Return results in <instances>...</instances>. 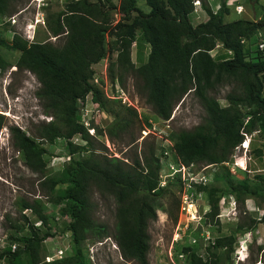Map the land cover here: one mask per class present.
<instances>
[{"label": "trees", "instance_id": "1", "mask_svg": "<svg viewBox=\"0 0 264 264\" xmlns=\"http://www.w3.org/2000/svg\"><path fill=\"white\" fill-rule=\"evenodd\" d=\"M260 1L256 0L260 10L256 19L226 20L233 8L228 0H220L217 10L202 0L208 18L194 24V0H146L149 11L143 10L138 0H120L119 4L114 0H66L63 9L46 16L48 32L57 38L63 36L62 44L51 39L30 40L18 32L9 41L0 33V46L20 53L13 65L37 76L43 113L52 117L40 123L36 136L16 125L10 127L14 145L26 165L40 176L46 200H21L22 210L29 209L32 216L22 213L11 223L10 244L18 246L0 251L3 264H92L86 241L110 236L124 259L151 264L149 224L157 219L160 200L171 185L183 183L177 174L162 185L163 164L153 149L131 163L103 154L98 136L104 129L91 121L95 129L92 135L82 121L81 105L89 95L97 108L113 116L106 128L111 137H121V132L134 124L132 116H138L136 108L109 98L94 81L95 77L102 79V70L99 72L95 65L110 57V52L116 54L108 66L111 81L125 86V78L131 75L139 94L159 117L169 119L176 104L190 92L200 99L206 118L193 129L173 132L172 149L176 162L219 165L212 182L197 185V192L205 194L211 207L205 223L217 227H211L213 239L208 245L198 241L177 244V252L185 255L186 264H234L238 236L264 222V214L257 219L243 210L244 217L226 233L216 218L223 196L234 195L240 203L264 197V173L240 179L225 165L244 140L243 132L258 131L263 146L255 147L252 138V152L258 158L264 156V50L260 41L256 48L249 44L264 33V5ZM13 2L0 0V18L15 12ZM115 11L119 13L116 21ZM138 41L150 46L146 61L139 65L132 58L133 44ZM219 44L223 51L219 49L214 56L212 52ZM7 65L0 53L1 68ZM226 83L235 87L226 96L228 103L222 104L213 92ZM3 118L0 115V126ZM59 138L66 142L69 159L50 171L48 145ZM92 190L116 201L113 233L95 218ZM47 203L58 206L60 216L67 217L63 232L68 230L72 241L70 251L52 262L43 259L44 242L56 234L58 222ZM37 221L41 224H35Z\"/></svg>", "mask_w": 264, "mask_h": 264}, {"label": "rangeland", "instance_id": "2", "mask_svg": "<svg viewBox=\"0 0 264 264\" xmlns=\"http://www.w3.org/2000/svg\"><path fill=\"white\" fill-rule=\"evenodd\" d=\"M119 4L120 0H114ZM264 5V0L260 1ZM66 0H14L15 12L11 16L0 18V33L11 41L14 33H20L24 38L33 40L51 39L54 43L60 45L63 43L64 37H54L48 32L46 27L47 14H54L65 7ZM139 6L149 11V6L146 0H138ZM198 3V2H197ZM208 5L212 9L217 10L220 5V0H207ZM243 6L242 13L238 14L235 10H231L230 15L226 20L237 18L256 19L259 14V5L256 0H240ZM197 11L191 15L194 24L204 21L208 18L203 6L196 7ZM115 21L119 18V13L114 12ZM257 41L264 42V33L255 37L249 44L254 48L258 46ZM218 47V46H217ZM220 51H223L220 45ZM150 52V46L141 41L135 42L132 47L133 61L139 65L146 61ZM0 53L9 63L6 69L0 66V115H3L4 124L0 126V251L7 247L13 249V246H18V243L10 244L9 236L12 233L11 223L18 221L21 214L25 213L31 215L29 209L22 210L20 202L22 199L32 200L36 197H46L41 192L40 176L33 172L25 163L22 153L14 145L10 127L16 125L22 130H25L32 136L38 133L39 125L42 121H49L52 119L43 113V106L37 96V90L40 87V82L37 76L29 70H18L16 65H13L20 53L18 51H10L0 46ZM217 51H213L215 56ZM110 57L102 60L96 64V69L100 72L104 66L110 62L116 54L110 52ZM111 81V79H109ZM112 82V81H111ZM120 83V82H119ZM117 84V83H116ZM122 85V83H120ZM119 84V85H120ZM124 86V85H122ZM125 89L127 90L131 105L136 108L138 116H132L135 120L126 131L121 132V137H111L106 128L112 123L113 116L104 110L97 108V104L93 102L91 95L88 96L85 103L81 106L82 121L86 125L94 124L104 129V133L98 138L101 143V152L108 157H119L127 162H133L135 157L144 158L145 153L150 150L156 151V155L161 157L163 168L161 171L162 184L167 183V176L171 172V165L177 164L175 154L172 149L173 140L171 134L179 132L183 129H193L204 121L207 113L201 104V101L193 92L186 94L183 99L176 104L173 113L169 119H163L157 115L152 106L147 103L136 87L135 79L130 75L125 78ZM234 84L226 83L218 87L213 92L222 104H227V94L233 89ZM110 91V88H109ZM122 103V102H121ZM123 104V103H122ZM125 105V104H124ZM128 106V105H126ZM94 129L90 130L93 134ZM257 134H254L253 141L255 147H261L262 139ZM75 142H80L79 138H74ZM135 141V142H134ZM134 142V143H133ZM65 140L57 139L53 145H48L49 161L48 169L55 171L59 169L65 161L69 159L65 148ZM102 144V145H101ZM165 149V154L162 150ZM240 159L244 161V166L248 168L243 170L237 168V173H233L236 178H244L245 175L254 178L260 172L264 173V156L262 158L256 157L252 152V146L246 153L241 152ZM233 160V157H232ZM207 163H196L195 173L200 174L203 165ZM214 173L215 169H208ZM212 178V175H209ZM173 181V180H172ZM212 181V180H211ZM183 184H172L170 190L161 198L162 206L158 209L157 219L149 224V233L151 235V248L149 251V260L151 264H171L174 260L177 264H186V258L181 257L177 252V244H192L193 238L198 239V243L204 246L209 239L201 236V232L195 227L188 230L182 239L176 244L173 241L176 225L180 217L185 221V214L181 213L183 200ZM92 201L95 203V218L108 225L110 233L115 231L116 224V201L114 197L102 196L99 192L92 190ZM229 200V196H227ZM227 204H229L227 202ZM227 204L220 203V210L226 208ZM48 211L54 216L56 227L54 236L48 237L44 242L43 259L46 254H53L60 247H69L72 244L70 232L65 230L66 218L60 216L58 206L47 203ZM198 206L200 214L210 211L211 207L208 205L205 194L202 193L200 199L197 200L195 208H191L196 212ZM238 210L236 214L225 211V215L219 218L221 221V228L223 232L230 233L241 218L247 215L255 216L257 219L264 214V197L248 198L244 203L238 202ZM227 209V208H226ZM245 210V211H243ZM57 216L60 217L57 220ZM33 218V217H31ZM37 221L35 224H39ZM186 222V221H185ZM202 226H199L203 232L208 233L210 239L211 223L206 225L205 218L201 221ZM195 224V222L191 223ZM217 227V226H215ZM213 227V228H215ZM198 228V227H197ZM89 254L92 256V264H136L134 261L126 260L121 254V250L113 237H105L101 240L88 239L86 241ZM70 248L67 252H69ZM171 250V251H170ZM171 252V253H170ZM204 249L202 250V253ZM245 252L241 253L244 257ZM234 257V254H233ZM4 260H0L3 264ZM240 264H264V222L260 223L253 236V244L251 246V254L245 261H240Z\"/></svg>", "mask_w": 264, "mask_h": 264}, {"label": "built area", "instance_id": "3", "mask_svg": "<svg viewBox=\"0 0 264 264\" xmlns=\"http://www.w3.org/2000/svg\"><path fill=\"white\" fill-rule=\"evenodd\" d=\"M195 2H200V0H195ZM228 4L229 5H233L235 6V10L238 13H241L243 11V6L242 4H237V0H228ZM197 11V9H195ZM260 48L261 50H264V42H260ZM219 47H217L216 49H214L213 51H219L218 49ZM216 53V54H217ZM228 53L231 55L232 51L229 50ZM102 72V79L100 80L99 77H95L94 81L96 83H100L99 85L103 88V90L105 91L106 95L109 98H113V99H118L120 100L123 104L125 105H131L127 90L125 89L124 86H122L119 82L113 83L111 82L109 79V75H108V64H106V66H104ZM103 81V82H101ZM120 84V85H119ZM110 88V91H109ZM258 131H254L252 133H247V132H243L245 134V139L243 140V142L241 144H239L238 146H236L234 154L232 155L233 160L230 162H225V165L227 167H229L230 172L233 173H237V168H242L243 170H246L248 168V166L246 168H244V166H240V164H238V161L240 159L239 155H241V152L246 153L247 156V152L249 151L250 147H251V139L254 136V134H256ZM195 166L196 163H190V164H185L183 162H178L176 165L173 164L171 165V172L170 174H168L167 177H170L172 179H175V175L179 174L183 183V204L181 207V213L185 214V221L180 217L177 225H176V229H175V233H174V238L173 241L174 243H178L180 240L182 239L183 236H186L188 230H192L194 227L196 229H199V226H202L203 223H201V221L203 220V218L206 219V212H204L205 214L202 217V214H200L199 212V208L198 206L196 207V212L192 211L191 208H195L196 204H197V200L201 198L202 196V192H197V185L199 184H208L211 182V180L213 178H210L209 175H214L215 171H217L219 169V165L216 163H207L205 166L203 165V169H201V173H195ZM210 170V169H215L214 173H210V171L205 172L206 170ZM164 185V184H162ZM235 198L233 196H231V200L229 201V205L227 204V198L223 197L221 202L223 204H227L226 208L221 209L220 213L216 215V218H222L225 215V211L227 210V212H231L236 214L237 213V209H236V201L234 200ZM64 217V216H63ZM57 220L60 219L59 216L56 217ZM67 219V217H64ZM195 222V224H191ZM41 224V221L39 222L38 225ZM198 227V228H197ZM186 234V235H185ZM254 235V231H248L246 233H243L242 235L239 236L238 241H237V245H236V250H235V257H234V264H240V261H245V259L241 256V253L244 251L245 246H247V242L251 241ZM201 236L205 237L206 239H209L210 241V236L208 233L206 234L205 232H203L201 230ZM198 239L195 237L193 238V243L197 242ZM208 241V243H209ZM208 243L206 245H208ZM69 247H60L58 248L55 253L53 254H46L45 255V260L46 262H52L54 260H59L61 259L68 251ZM16 249V245L13 246L12 250ZM171 251V250H170ZM171 253V252H170ZM181 257L185 258L184 254H180ZM173 262L171 264H177L174 260H172Z\"/></svg>", "mask_w": 264, "mask_h": 264}, {"label": "clouds", "instance_id": "4", "mask_svg": "<svg viewBox=\"0 0 264 264\" xmlns=\"http://www.w3.org/2000/svg\"><path fill=\"white\" fill-rule=\"evenodd\" d=\"M194 4H195V7H197L198 5H199V7H201L202 6V0H200V2H195V0H194ZM237 4H241L240 3V0H237ZM230 6H232L233 8H234V10H235V6H233V5H230ZM219 7H220V5H219ZM196 9V8H195ZM217 9H219V8H217ZM236 11V10H235ZM237 12V11H236ZM238 13V12H237ZM242 13V12H241ZM238 14H240V13H238ZM221 44H219L218 45V47L220 46ZM87 100V99H86ZM86 126H88L90 129H89V131L91 130V129H94L93 127H91L90 125H86ZM94 131H95V129H94ZM95 134V132H93V134L92 135H94ZM257 134V133H256ZM245 135V134H244ZM253 138V137H252ZM245 139V138H244ZM251 141H252V139H251ZM243 142V141H242ZM241 142V143H242ZM240 143V144H241ZM212 178H213V176H212ZM213 180V179H212ZM212 182V181H211ZM231 196H233L235 199V201H236V209L238 210V201H237V199H236V197L234 196V195H230L229 196V200H228V198H227V196H223V197H226L227 198V202L229 203V201L231 200ZM222 197V198H223ZM222 198H221V200H222ZM221 200H220V203H221ZM229 205V204H228ZM236 210V211H237ZM221 211V210H220ZM220 213V212H219ZM234 214V213H233ZM249 231H251V230H249ZM252 231H254V235H255V232H256V230H252ZM246 232H248V231H246ZM246 232H244V233H246ZM243 234V233H242ZM242 234H240V235H242ZM239 235V236H240ZM253 235V236H254ZM239 236H238V238H239ZM177 244V243H176ZM252 244H253V238H252V240L251 241H249V242H247V246H245V249H244V251L243 252H245V256L243 257L245 260L250 256V254H251V246H252ZM236 250V249H235ZM70 251V250H69ZM89 257H90V260H91V262L93 261V258H92V256L91 255H89ZM234 257H235V252H234ZM234 257H233V259H234ZM45 260V259H44ZM55 261V260H54ZM234 263H235V261H234Z\"/></svg>", "mask_w": 264, "mask_h": 264}, {"label": "bare ground", "instance_id": "5", "mask_svg": "<svg viewBox=\"0 0 264 264\" xmlns=\"http://www.w3.org/2000/svg\"><path fill=\"white\" fill-rule=\"evenodd\" d=\"M238 164L242 165V164H244V161L239 159Z\"/></svg>", "mask_w": 264, "mask_h": 264}]
</instances>
